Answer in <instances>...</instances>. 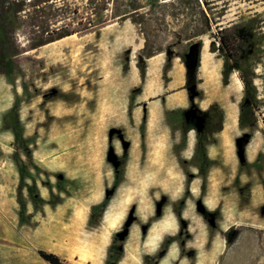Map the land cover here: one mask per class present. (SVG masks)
<instances>
[{
    "label": "rangeland",
    "instance_id": "obj_1",
    "mask_svg": "<svg viewBox=\"0 0 264 264\" xmlns=\"http://www.w3.org/2000/svg\"><path fill=\"white\" fill-rule=\"evenodd\" d=\"M204 1L212 16L223 10L219 26L262 22L252 38L262 120L237 129L239 84L231 73L220 85V59L206 51V35L199 37L204 80L193 93L203 91L224 121L204 141L200 128L213 114L196 113L191 97L161 115L137 106L141 39L127 19L24 52L40 59L38 70L17 60L23 74L0 75V264H47L35 251L57 264H143V255L153 264H264V0ZM83 2L67 0V28H79ZM150 2L152 16L163 12L168 22L156 37L163 64L177 61L176 44L179 53L186 46L169 34L182 18ZM180 122L195 130L182 133ZM183 203L185 217L193 211L196 220L177 219L160 235L164 212ZM230 226L239 228L226 245Z\"/></svg>",
    "mask_w": 264,
    "mask_h": 264
},
{
    "label": "trees",
    "instance_id": "obj_2",
    "mask_svg": "<svg viewBox=\"0 0 264 264\" xmlns=\"http://www.w3.org/2000/svg\"><path fill=\"white\" fill-rule=\"evenodd\" d=\"M155 1H161L154 3L158 8L170 7L171 10L167 15L174 20L176 17L182 18L180 29L170 32L171 39L175 40L177 36L187 48L190 45L189 41L195 38L191 54H187L186 48L181 53L177 52V44L174 48L177 62L183 68L181 88L186 90L199 83L194 78L196 70L200 72L201 66L203 42L200 45L199 37L206 35L208 37L206 51L220 59L218 72L220 85L227 84V76L231 73H234L239 84L240 96L235 116L237 129L251 127L257 120H262L259 112L260 101L253 85L252 70V66L257 63L252 38L256 33L255 30L260 28L261 20L250 17L243 22H229L225 26H219L217 23L223 10L221 8L215 10V15L212 16L204 0ZM150 6V0H145V3H141L140 0H84L82 22L78 20L79 28L71 29L62 23L68 17V12H71L67 0H0V75L17 74V72L23 74L27 68L23 65L19 66L16 63L17 60L36 62L37 65L29 68V71L38 70L40 59L34 58L31 54L24 55L23 53L28 50L59 41L72 33L83 35L113 21L127 19L141 39V45L136 50L141 62L138 63L137 60L134 62L138 79L141 80L145 66L144 60L163 51L159 42H156V37L164 33L168 25V22L163 21L165 15L163 12H160L159 16H152ZM184 18L187 19L186 22ZM150 22L161 29H151ZM16 33H20L24 38L23 43L19 44L16 41ZM166 36H168L167 33L164 34V37ZM190 60L191 64H188ZM168 67L169 62L165 61L162 71ZM202 113V115L212 113L214 120L210 125L201 126L200 132L203 136L199 138L200 141H204L205 135L219 132L221 123L223 130L224 121V115L222 119L221 111L212 104L208 105ZM194 130V123L180 122L182 133ZM200 217L205 218L203 214H200ZM238 228L230 226L223 231L222 240L226 245L231 242L232 231ZM35 254L47 264L58 263L57 258L52 254L41 251H36ZM141 260L143 264H153L149 262L147 255H143Z\"/></svg>",
    "mask_w": 264,
    "mask_h": 264
},
{
    "label": "crops",
    "instance_id": "obj_3",
    "mask_svg": "<svg viewBox=\"0 0 264 264\" xmlns=\"http://www.w3.org/2000/svg\"><path fill=\"white\" fill-rule=\"evenodd\" d=\"M163 62L164 57L160 53L154 54L144 60V72L141 80L138 82V91L135 99L137 106L152 105L157 110L156 112L161 115L166 111L183 109L191 97L193 99L194 111L196 113L204 112L211 101L204 97L203 91H200V89L196 92V95L193 93L198 90L197 88H202L204 78H200L201 74L198 72L199 78H195L199 83L185 90L181 88L183 84L182 66L176 60L170 59L169 67L162 73ZM215 80L216 78H210L212 82H215ZM188 133L189 131L186 132V134ZM188 207L187 203H183V206L176 212H173L172 209L166 210L164 212V219L160 220L161 224H166L164 227L163 225L159 226L160 235H162L163 231L168 232L177 219L185 223L188 222L186 218H190V222L195 221L198 215L196 216L193 211L188 212V217H185L184 209ZM150 211L151 209H149L148 213ZM146 235H153L152 231H149Z\"/></svg>",
    "mask_w": 264,
    "mask_h": 264
},
{
    "label": "bare ground",
    "instance_id": "obj_4",
    "mask_svg": "<svg viewBox=\"0 0 264 264\" xmlns=\"http://www.w3.org/2000/svg\"><path fill=\"white\" fill-rule=\"evenodd\" d=\"M63 40V39H62Z\"/></svg>",
    "mask_w": 264,
    "mask_h": 264
}]
</instances>
